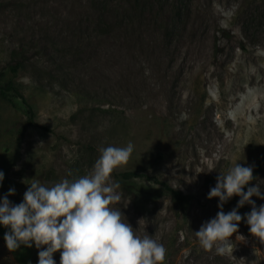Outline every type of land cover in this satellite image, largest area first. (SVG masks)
I'll list each match as a JSON object with an SVG mask.
<instances>
[{"label":"rangeland","instance_id":"1","mask_svg":"<svg viewBox=\"0 0 264 264\" xmlns=\"http://www.w3.org/2000/svg\"><path fill=\"white\" fill-rule=\"evenodd\" d=\"M0 71L25 99L0 93V198L14 188L8 199L21 203L33 180L74 181L101 148L131 142L112 173L122 196L112 206L164 245L163 264H264L246 219L225 256L194 233L220 211L207 198L217 176L235 163L254 172L264 158V0H0ZM126 171L147 178L125 182ZM256 178L264 195V167ZM7 231L0 225V264H38L44 248L10 252Z\"/></svg>","mask_w":264,"mask_h":264},{"label":"clouds","instance_id":"2","mask_svg":"<svg viewBox=\"0 0 264 264\" xmlns=\"http://www.w3.org/2000/svg\"><path fill=\"white\" fill-rule=\"evenodd\" d=\"M132 152L131 142L125 147L101 148L87 174L52 186L33 180L19 204L8 199L15 194L14 188L9 189L0 198V225L8 229L4 234L7 249L15 252L21 245L31 248L33 244L44 248L38 252V264H56V252L60 253V264H163L164 245L150 236L137 235L121 209L112 206L122 199L117 192L120 184L112 180V173L127 165ZM213 170L210 167L208 172ZM255 179L253 167L239 163L217 176L207 198H219L220 211L194 232L203 250L215 249L220 256L232 254L230 238L238 233L242 219H246L250 234L264 244V205L257 208L251 199H264V195L259 184L249 186ZM3 180L0 171V183ZM234 196L240 197L237 206L225 213L224 204ZM245 204L252 207L242 217L238 209Z\"/></svg>","mask_w":264,"mask_h":264},{"label":"trees","instance_id":"3","mask_svg":"<svg viewBox=\"0 0 264 264\" xmlns=\"http://www.w3.org/2000/svg\"><path fill=\"white\" fill-rule=\"evenodd\" d=\"M23 51V50H22ZM22 51H19L18 54H20L18 56V58H21L23 57V53ZM17 53V52H16ZM20 66H21V63L20 62H17V63H14V64H11L10 65V70L13 74H16L17 71L20 69ZM4 77V73L0 71V80ZM9 92H12L14 93L17 97L21 98L23 101H25L24 99V95L23 93L19 90V88L17 86H15L13 83L9 82L5 85H1L0 84V93L2 95H6L7 93ZM28 114L30 116L29 118V125L30 126H33L35 125L34 123V112L32 110V107L30 105H28ZM264 167V158L261 159L257 166H256V169L254 170L253 174L254 176L256 177L263 169ZM119 178H121L123 181L125 182H130V181H133V180H136V179H140V178H147L146 175L144 173H141V172H138V171H126V172H122L119 174ZM149 178V177H148ZM254 181V180H253ZM252 181V182H253ZM159 184L162 185V187L167 190V191H170L175 200L178 201V202H181V203H184V202H187L189 200V197L188 196H184L182 195L180 192L176 191V190H173L171 187H169L165 182H161V181H157ZM251 185V184H250ZM249 185V186H250ZM247 188V187H246ZM225 204H231V205H234V206H237L238 204V196H234L232 197L228 202H226ZM242 208V207H241ZM240 208V209H241Z\"/></svg>","mask_w":264,"mask_h":264}]
</instances>
